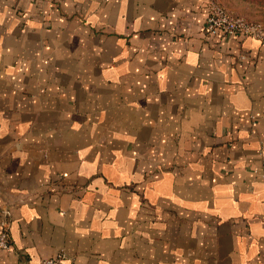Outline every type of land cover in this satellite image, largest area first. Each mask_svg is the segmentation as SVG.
<instances>
[{"label":"crops","instance_id":"crops-1","mask_svg":"<svg viewBox=\"0 0 264 264\" xmlns=\"http://www.w3.org/2000/svg\"><path fill=\"white\" fill-rule=\"evenodd\" d=\"M207 16L0 0V264H264V43Z\"/></svg>","mask_w":264,"mask_h":264},{"label":"built area","instance_id":"built-area-1","mask_svg":"<svg viewBox=\"0 0 264 264\" xmlns=\"http://www.w3.org/2000/svg\"><path fill=\"white\" fill-rule=\"evenodd\" d=\"M206 5L208 16L203 29L206 38L219 35L241 36L255 38L264 43V24L262 22L233 14L220 0H206ZM241 57L246 58L245 55ZM0 215V248L10 249L8 208H2ZM65 258L66 254L60 252L54 256L42 258L41 264H64Z\"/></svg>","mask_w":264,"mask_h":264},{"label":"rangeland","instance_id":"rangeland-1","mask_svg":"<svg viewBox=\"0 0 264 264\" xmlns=\"http://www.w3.org/2000/svg\"><path fill=\"white\" fill-rule=\"evenodd\" d=\"M231 10L264 24V0H224Z\"/></svg>","mask_w":264,"mask_h":264}]
</instances>
